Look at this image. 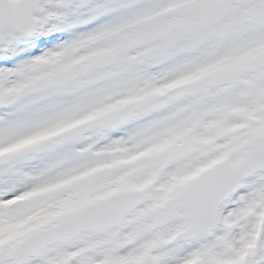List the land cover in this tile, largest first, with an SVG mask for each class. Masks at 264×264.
Segmentation results:
<instances>
[{
	"label": "snow or ice",
	"instance_id": "snow-or-ice-1",
	"mask_svg": "<svg viewBox=\"0 0 264 264\" xmlns=\"http://www.w3.org/2000/svg\"><path fill=\"white\" fill-rule=\"evenodd\" d=\"M0 264H264V0H0Z\"/></svg>",
	"mask_w": 264,
	"mask_h": 264
}]
</instances>
